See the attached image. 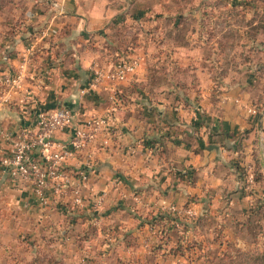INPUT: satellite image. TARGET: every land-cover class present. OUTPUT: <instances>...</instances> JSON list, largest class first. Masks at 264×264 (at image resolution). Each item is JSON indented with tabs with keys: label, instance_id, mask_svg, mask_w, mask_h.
Listing matches in <instances>:
<instances>
[{
	"label": "crops",
	"instance_id": "crops-1",
	"mask_svg": "<svg viewBox=\"0 0 264 264\" xmlns=\"http://www.w3.org/2000/svg\"><path fill=\"white\" fill-rule=\"evenodd\" d=\"M53 2L62 6L61 13ZM93 2L53 0L49 12L35 6L13 35L0 26V264H136L150 255L163 259L164 251H152L163 224L151 227L132 212L175 214L174 207L190 209L192 217L202 219L216 211L222 191L243 190L225 164L226 152H232L222 144L236 130L249 129L250 136L261 132L264 113L237 111L239 98L225 93L212 106L202 101L195 110L164 99L147 106L137 99L120 107L117 97L138 81L141 66L124 81L107 78L117 59L104 58L100 44L94 48L90 39L98 38L99 29L114 30L105 26L126 6L95 7ZM42 25L41 30L48 29L45 38L39 37L41 30L35 32ZM18 70L23 73L21 87L8 92L3 77ZM98 73L103 77L97 79ZM57 108L69 109L73 120L51 137L55 146H66L76 131L87 130L92 116H108L112 131L98 135L62 165L65 175L51 180L43 204L34 186L14 176L3 161L11 157L10 138L34 136L36 115ZM34 156L44 163L39 148ZM86 158L92 165L77 204L75 172ZM237 202L244 206V197ZM182 228L173 226L171 239L186 235Z\"/></svg>",
	"mask_w": 264,
	"mask_h": 264
},
{
	"label": "rangeland",
	"instance_id": "rangeland-1",
	"mask_svg": "<svg viewBox=\"0 0 264 264\" xmlns=\"http://www.w3.org/2000/svg\"><path fill=\"white\" fill-rule=\"evenodd\" d=\"M52 1L0 0V26L18 33L28 10L40 5L44 12L53 11ZM124 1L94 0L95 7H126L105 26L114 30L99 29L98 38L90 39L109 59L142 56L138 81L117 98L120 107L137 99L145 106L164 99L195 110L202 101L212 106L225 93L239 98L237 111L251 107L255 112L249 115L264 113V0ZM249 133L236 130L222 144L232 152H226L225 164L243 190L222 191L216 211L202 219L174 214L191 224H180L188 235L178 233L175 241L170 231L161 249L155 247L159 238L152 247L155 254L164 251L165 258L150 255L136 264H264V128ZM242 197L244 206L237 202ZM179 241L188 245L185 254H169Z\"/></svg>",
	"mask_w": 264,
	"mask_h": 264
},
{
	"label": "built area",
	"instance_id": "built-area-1",
	"mask_svg": "<svg viewBox=\"0 0 264 264\" xmlns=\"http://www.w3.org/2000/svg\"><path fill=\"white\" fill-rule=\"evenodd\" d=\"M57 11L61 13L63 8L61 5L54 3ZM48 35V29L40 31L39 37L45 38ZM30 52V51H29ZM141 55H128L127 57L118 58L115 66L105 75L107 78L116 81H124L127 74L135 72L140 65ZM27 57L25 58V61ZM23 73L21 71H8L3 77V84L8 92L19 89L21 87ZM103 77L102 73H98L97 79ZM95 81L90 83L93 86ZM248 112L254 113L255 109L249 107ZM72 112L67 108H57L48 112H39L36 115L37 133L34 136H17L10 138L11 157L5 159L3 164L11 167L14 176L21 177L24 181L34 186L36 195L43 204H46V190L52 179L65 175L62 165L75 157L81 152L90 141L94 140L98 135L106 131H112L109 127L108 116H92L88 121L87 130H78L75 136L66 146H55L51 142V137L55 132L67 127L72 123ZM39 148L44 163L36 159L34 156L35 149ZM92 161L85 159L83 166L79 167L75 172V203L80 204V191L89 180L88 169L91 167ZM177 216H191L192 210H178L171 207ZM174 227H179L180 223L175 222Z\"/></svg>",
	"mask_w": 264,
	"mask_h": 264
},
{
	"label": "trees",
	"instance_id": "trees-1",
	"mask_svg": "<svg viewBox=\"0 0 264 264\" xmlns=\"http://www.w3.org/2000/svg\"><path fill=\"white\" fill-rule=\"evenodd\" d=\"M42 27L43 25L40 28H38L35 32L40 31ZM120 96H118L117 98H122ZM132 215L141 219L144 222H147L151 227H153L157 222H161L163 224V228L158 230V235H160L159 239H160L161 244H158L157 246H155L156 250L161 249V246H163V244L168 241L167 234L172 230L175 222H179L180 224L182 223L185 227L188 226L187 222L186 223L183 222L182 219H178L177 216H175L172 213H168V212H149L146 215H138L137 213L132 212ZM186 246L188 245H185L184 242L179 241L178 243L175 244V249L170 250L171 253L169 254L176 255V256L184 255L187 250Z\"/></svg>",
	"mask_w": 264,
	"mask_h": 264
}]
</instances>
